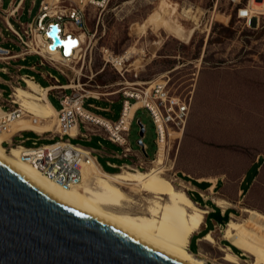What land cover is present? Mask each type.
Listing matches in <instances>:
<instances>
[{"label":"rangeland","instance_id":"rangeland-1","mask_svg":"<svg viewBox=\"0 0 264 264\" xmlns=\"http://www.w3.org/2000/svg\"><path fill=\"white\" fill-rule=\"evenodd\" d=\"M26 1L17 21L12 19L20 33L37 16L42 0H35L34 4L33 0ZM49 1L53 4V13L62 12L68 18L66 10L77 0ZM237 4L238 0H105L101 4L89 3L86 8L89 35L85 63L83 67L82 61L69 66L60 65L70 77H77L71 67L82 68L80 81L86 83L83 87L94 91V94L106 93L101 94L102 99L87 98L84 105L91 112L110 120H117L121 114L119 89L124 79L111 65L105 63V49L117 55L126 54L132 49L127 60V81L169 77L171 93L187 97L192 94L185 134L181 141H174L171 151L175 164L169 161L170 169L164 175L176 186L180 185L181 179L206 182H194L198 190H205L207 183H212L208 178L215 179L218 187L212 191L206 190L207 194L212 198L220 196L227 199L236 219L248 217L264 222V14L247 26L235 15ZM10 11L0 10L4 15ZM68 26L77 28L72 21L68 22ZM0 32L3 34L0 35V47L10 51L0 55L20 53L23 49L21 40L9 29L6 20L3 22L1 18ZM31 39L32 36L28 39L25 37L26 41ZM2 60L0 67L6 66L14 74H24L32 72L28 67L38 62V57L12 59L10 64ZM20 65L25 67L19 71ZM46 66L43 69L51 71L61 83H69L63 73ZM35 77L43 85L50 83L41 74L36 73ZM0 78L4 80L0 83L3 98L9 99L12 92L10 74L0 70ZM54 83L51 81L52 85ZM22 85L26 86L25 83ZM67 91L71 92L70 89ZM56 93L53 91L49 99L59 108L60 100ZM139 119L145 127L143 141L149 157L153 158L157 149V133L153 118L146 108H140L135 114L129 132L130 145L135 151L140 148ZM23 137H29L25 141L26 146H33V141L37 145L50 142L30 131L23 132ZM20 141V137L15 138V142ZM72 142L93 148L99 164L110 172L120 171V168L109 166L108 160L117 165L130 160L105 156L102 153L104 148L114 153L122 149L110 141L99 143L95 137L91 140L72 139ZM4 145L8 146V143ZM259 156L263 160L259 163L257 175L252 182L242 184L243 173ZM253 173L255 169L251 171V177ZM245 185L246 190L243 189ZM126 190L133 194L129 188L126 187ZM136 197L141 198V195ZM193 197L197 199L195 195ZM218 217V213L208 216L207 228L202 232L213 229ZM225 224L222 222V226L217 224L214 228L217 241L222 238L221 230ZM198 236H192L193 250L197 247ZM257 244L264 253V243ZM195 254L203 258L206 264H252V261L254 264H264V259H254L245 254L242 260L246 261L238 263L234 259H223V252L210 243H207L206 250Z\"/></svg>","mask_w":264,"mask_h":264},{"label":"built area","instance_id":"built-area-1","mask_svg":"<svg viewBox=\"0 0 264 264\" xmlns=\"http://www.w3.org/2000/svg\"><path fill=\"white\" fill-rule=\"evenodd\" d=\"M103 1L105 0H77L75 4L67 8L68 18H66L62 12L56 11L53 13V4L42 0L37 16L27 23L23 33H20L6 21L9 29L21 40L23 49L20 53L7 55L8 58L3 59V62L10 64V61L15 59L13 56L25 58L28 54H34L39 56L41 64H49L63 73L68 78L69 84L72 82L77 83L75 87H68L66 84H62L59 78L52 73L43 74L44 77L51 78L55 82L53 84L55 87L48 90V86L40 84L41 88L47 89V95L51 90H55L60 100V107L56 112L58 133L55 134L52 130L39 132L42 134L50 133L51 136L50 142L41 145H37L34 141L33 146H26L18 142L11 143L6 147L8 151L11 150L12 146L20 147L18 156L23 161L33 164L47 177L55 180L65 188L82 182L85 166L94 160L97 161V157L91 148L73 143L70 139L65 138L70 136L73 130L77 132L80 124L84 125L87 130L104 133L111 142L122 148L117 155L120 158H129L130 160L121 164L119 166L120 170L124 168L131 170L148 169L155 162L160 151H162L165 162L159 165L168 169L171 166L169 161L172 160V165L175 164V157L172 159L171 151L174 141L176 139L181 141L185 134L192 107V94L187 97L171 93L168 87L169 77H158L153 80L139 82L127 81L125 73L128 71L127 60H129V57L124 56V54L117 55L109 49H105L103 51L105 63L111 65L124 79L120 82L122 86L119 89L122 98L121 114L117 120H110L85 108L84 103L87 98H100L101 94L106 95V93L97 92V94H94V91L86 89L83 87V84L86 83L80 81V75L70 77L60 64L69 66L71 63L77 64L82 61L81 67H83L87 56L86 40L87 35H89L86 8L89 3L101 4ZM252 1L238 0L237 4V17L243 20L247 26H251L256 18L264 14V7L254 9ZM69 21H72L77 28H69ZM55 22L59 24L62 39H66L68 35L78 39V43L69 50L68 54L64 52L62 45L54 49L49 47L52 39L47 35V31L50 25ZM20 24L24 26L23 22H20ZM0 35H3L2 32H0ZM29 36H32L31 41H26L25 37L28 39ZM9 52L8 50L7 53ZM57 53L60 55L59 58L54 56ZM73 67H71L72 71H74ZM2 69L10 74L12 92L9 99H4L0 90V133L9 129L15 120L32 116V113L16 99L14 91L17 85L23 87L22 83H25L24 76L35 80L34 76L19 74L18 72L11 73L6 66H3ZM18 70L20 71L21 67H18ZM68 89L71 92H68ZM135 103L140 104L130 115L132 106ZM140 108L148 109L155 123L157 149L153 158L149 157L147 146L143 141L144 136L142 137L143 144H140L138 151L133 150L129 142L130 127L136 112ZM139 123L142 124L140 119Z\"/></svg>","mask_w":264,"mask_h":264},{"label":"bare ground","instance_id":"bare-ground-1","mask_svg":"<svg viewBox=\"0 0 264 264\" xmlns=\"http://www.w3.org/2000/svg\"><path fill=\"white\" fill-rule=\"evenodd\" d=\"M252 4L260 9L259 7H264V0H253ZM131 52L132 49H129L124 56L129 57ZM54 56L59 58L60 55L57 53ZM73 69L77 75L82 74V68L74 66ZM25 83V87H15L14 96L32 113V116L15 120L9 129L0 133V159L45 192L175 250L189 261L206 264L204 259L190 251L187 245L190 235L197 231L204 221L207 209L189 196L186 191L187 183L183 179L180 185L176 186L164 175L170 167L165 169L159 165L165 162L162 151L147 170L124 168L117 172H109L94 160L85 166L82 182L67 188L47 177L33 164L23 161L18 156L20 147L12 146L8 151L2 141L11 138L18 130L31 129L36 132L52 130L55 134L58 133L57 109L48 99V88L42 89L41 85L30 77H25ZM69 85L75 87L77 83L72 82ZM139 104L135 103L132 106L130 115ZM72 134H75V130ZM126 187L133 194L127 192ZM138 194L141 198L136 197ZM214 200L223 208L231 204L220 196L214 197ZM222 236L254 259H264V253L257 244L264 243L262 220L257 221L248 217L236 219L235 215H232L223 229ZM203 240L211 244L216 243L210 232ZM221 250L228 253L226 260L231 261L237 256L228 247L221 246Z\"/></svg>","mask_w":264,"mask_h":264},{"label":"water","instance_id":"water-1","mask_svg":"<svg viewBox=\"0 0 264 264\" xmlns=\"http://www.w3.org/2000/svg\"><path fill=\"white\" fill-rule=\"evenodd\" d=\"M47 35L49 47L62 45L66 54L78 43L71 35L62 39L57 22ZM144 133L141 124L139 144ZM0 264L197 263L45 192L0 159Z\"/></svg>","mask_w":264,"mask_h":264},{"label":"crops","instance_id":"crops-1","mask_svg":"<svg viewBox=\"0 0 264 264\" xmlns=\"http://www.w3.org/2000/svg\"><path fill=\"white\" fill-rule=\"evenodd\" d=\"M35 3V0H33V4ZM3 4H4V6H3ZM27 4V1L26 0H0V10L1 11H10L11 9H12V6L14 5V7H13V9H12V11H10L9 12V14L8 15H4L2 12H0V18L3 20V22H4V19L6 20V21H8L11 25H13V27H15L14 26V24H13V22H12V19H14L15 21H17V17L19 18L20 17V15H21V12H22V10L24 9V7H25V5ZM6 7V8H5ZM40 8V7H39ZM21 10V11H20ZM17 14H18V16H17ZM3 17V18H2ZM31 22V21H30ZM2 41H5L4 39L2 40ZM27 56H37V55H34V54H28ZM26 56V57H27ZM13 57H15V59H17L19 56H13ZM25 57V58H26ZM38 57V62H36L35 64L33 63V64H31L28 68L30 69V70H32V72L31 73H24V74H27V75H29V76H34L35 77V74L36 73H38V74H41L42 76H43V78H45V79H47V80H49L50 81V83L49 84H47V85H43V84H41L40 82H38L37 80H36V77H35V80L34 81H36L39 85L41 84V85H43V86H48V89H51V88H54L55 86H53L52 84H51V81H53L51 78H46V77H44V75L43 74H48L49 72L50 73H52L51 71H49V70H47V71H45L44 69H43V67L45 68V67H47L46 65H49V64H41L40 62H39V56H37ZM6 58H8V57H6V56H3V55H0V59H6ZM20 59H22V60H25V58H23V57H19ZM1 62H3V61H1ZM50 66V65H49ZM2 67L3 66H1L0 67V70L1 71H3V72H6V71H4L3 69H2ZM19 67H21V69L22 68H24L25 66L24 65H20ZM9 70V69H8ZM7 73V72H6ZM9 74V73H8ZM19 74H21V73H19ZM25 77H28V76H24V81H25ZM1 82H4V80L3 79H1L0 78V83ZM62 84H66V86H68V87H72V86H70L69 85V83H62ZM53 91H55V90H51L50 92H49V94H48V99H49V96H50V94L53 92ZM96 99H102L101 97L100 98H96ZM104 99H106V100H110V99H108V98H104ZM50 100V99H49ZM52 103V102H51ZM52 105H53V103H52ZM54 106V105H53ZM55 107V106H54ZM56 109H58L57 107H55ZM25 131H30V132H33V133H35V134H37L39 137H41V138H43V139H47V140H50L51 141V136L49 135V134H47V133H39V132H36V131H34V130H31V129H23V130H19V131H17L16 133H14L13 134V136L11 137V138H9V139H4L2 142V144H3V146H5L4 144L5 143H8V146L11 144V143H18V142H15V138L16 137H20L21 138V141L19 142V143H23L24 145H25V141L26 140H29V137H23V132H25ZM95 137H97L98 138V142L99 143H101V142H103L104 140L105 141H110L107 137H106V135L104 134V133H100V132H96V131H94V130H92V131H90V130H87L86 128H85V126L84 125H82V124H80L79 126H78V130H77V132H75V134H71L70 136H66L65 138H68V139H70L71 141H72V139H77V138H82V139H85V140H91V139H93V138H95ZM111 142V141H110ZM74 143V142H73ZM113 143V142H112ZM33 144H34V141H33ZM76 144H79V143H76ZM79 145H81V144H79ZM8 146H5V147H8ZM83 146V145H82ZM86 147V146H85ZM90 148V147H89ZM92 149V151L94 152V154L96 155V157H97V154L95 153V150L93 149V148H91ZM102 153L105 155V156H109V157H113V158H119V159H123V158H120L118 155H117V153L118 152H116V153H114L113 151H111V152H108L107 150H106V148H104V151H102ZM97 161H98V158H97ZM126 162V161H125ZM99 163V162H98ZM124 163V162H123ZM122 163V164H123ZM107 164L109 165V166H111V167H118L119 168V166L121 165H117L116 163H114V162H111V161H107ZM101 165V164H100ZM101 167H102V165H101ZM103 168V167H102ZM104 169V168H103ZM104 170H106V169H104ZM108 171V170H107ZM110 172V171H109ZM243 179H244V177H243ZM197 180V179H196ZM202 180V179H201ZM208 180H210V181H212V183L209 185L208 183H207V187H206V189L205 190H198L197 189V187L194 185V181L193 180H188V181H186V180H184L186 183H187V186H186V188L188 189V194H189V196L195 201V202H197L199 205H202V203L204 202V205H202L203 207H205L206 209H207V212L205 213V218H204V221L202 222V224H201V226H200V228L197 230V231H195L194 233H192L191 235H190V237H189V241H188V245H187V247H188V249L190 250V251H192L193 253H201V251H203V250H206L207 249V243H209V242H207V241H205V240H203V238H204V236L208 233V232H210V233H212L213 234V236H214V228H216L217 227V224H219V226H222V222H226L227 223V221L232 217V215H234V210H232V208H231V206H226L225 208H223L222 206H220V205H218L216 202H215V200H214V197L212 198V196L211 195H209V194H207L206 193V190H210V191H212L213 189H214V187L216 188V187H218V184L217 183H215L214 181H215V179L213 180V179H209L208 178ZM198 181V180H197ZM243 181V180H242ZM198 182H200V183H202L203 181H198ZM205 183V182H204ZM242 191V190H241ZM196 196V198L197 199H194V197L193 196ZM216 197V196H215ZM213 213H218L219 214V219L217 220V221H215L214 222V228L213 229H207L206 231H204V232H202L205 228H207V217L208 216H210L211 214H213ZM226 225V224H225ZM225 227V226H224ZM224 229V228H223ZM222 231V233H223V230H221ZM194 234H199V236L197 237V241H198V244H197V247H196V249H191V239H192V236L194 235ZM215 237V236H214ZM216 239V238H215ZM205 241V242H204ZM207 242V243H206ZM230 244H229V243ZM211 244V243H210ZM213 246H215V247H217V249H219L220 251H222L221 250V246L222 247H228L229 249H230V251L232 252V253H234V254H236L237 256V258L236 257H233L232 259H234L235 260V262H240V261H244V260H242L243 259V255L245 254V255H247V256H249V257H251L250 255H248V254H246L244 251H242V249L241 248H239L236 244H234L233 242H231V241H229L228 239H226V238H224L223 236H222V238L220 239V240H216V243H214V244H212ZM237 246V248L235 247V246ZM234 246V247H233ZM223 252V251H222ZM227 255H228V253H225V252H223V255H222V258L223 259H226L227 258ZM251 258H253V257H251ZM241 259V260H240ZM252 260H254V259H252ZM246 261V260H245ZM252 264H254V261H252Z\"/></svg>","mask_w":264,"mask_h":264},{"label":"trees","instance_id":"trees-1","mask_svg":"<svg viewBox=\"0 0 264 264\" xmlns=\"http://www.w3.org/2000/svg\"><path fill=\"white\" fill-rule=\"evenodd\" d=\"M235 15L237 16V8H235ZM26 84V83H25ZM263 158L261 156H259V158L257 160H254L252 162V164L245 170V172L243 173L244 179L242 181V184L246 183H250L252 182V180L254 179V177L257 175L258 173V168L260 166V161H262ZM255 169V173H253V176L251 177V171ZM251 177V179H250ZM195 183H199L196 179L194 180ZM204 183V181L202 182ZM206 183V182H205ZM244 190H246V185L245 187H243ZM195 199V198H194ZM229 243V242H228ZM230 244V243H229ZM234 247V246H233Z\"/></svg>","mask_w":264,"mask_h":264}]
</instances>
